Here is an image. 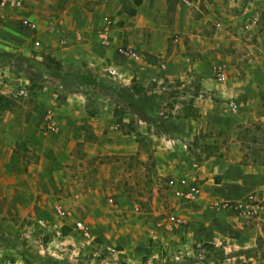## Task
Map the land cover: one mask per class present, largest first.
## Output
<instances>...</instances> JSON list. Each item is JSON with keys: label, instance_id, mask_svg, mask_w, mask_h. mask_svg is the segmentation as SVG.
Wrapping results in <instances>:
<instances>
[{"label": "rangeland", "instance_id": "rangeland-1", "mask_svg": "<svg viewBox=\"0 0 264 264\" xmlns=\"http://www.w3.org/2000/svg\"><path fill=\"white\" fill-rule=\"evenodd\" d=\"M78 1L93 16L99 13L100 17L102 15L100 18L102 25L97 30L98 35L106 28L109 32L112 31V25H117L113 38L105 44L113 45L114 51L123 61L118 64L103 62L99 66L92 65V67H89L86 61H82L77 66L79 69L86 67L89 71L86 87L80 88L78 83L72 80L69 81L68 86L72 92L78 93L79 97L80 95L85 96L93 103L101 102L100 99L104 97L109 103L106 110L113 116L105 133L111 139L119 137L120 140H125V144L129 147L139 146V151L132 158H129L128 154L88 156L86 143L77 140L75 151L77 155L82 156L83 162L81 167L71 166V169L78 170L72 175L73 178L78 176L77 183L82 185V193L93 196L100 210H91L93 209L91 206L87 208V206L77 204L79 211L89 216L86 218L78 215V210H73L61 202L63 197L72 196V192H68L69 186H63L50 199H43L42 195H39L35 202H31L32 198H29L22 203L14 204L0 197V247H18L28 264H264V216L258 218L260 214L254 218H241L240 220V222H252L249 224L250 229L253 230L249 240L253 245L247 249L221 250L210 235L190 238L185 228L179 229L180 227L172 223L167 226L171 215L182 217V213H178L172 207V200L175 196L171 180L175 177L169 178L166 184L158 186L155 164H152L155 161L151 142L147 140V144H136L138 135H142L140 117L147 118V114H157L158 111L173 115L172 110L175 111L174 114L180 115L182 111H186L188 106L187 110L195 113V109L192 110L193 106L189 105L187 86L194 85L195 88L199 83L193 77L187 80L175 77L161 80V85H159L158 79L142 82L141 79L127 73L125 64L128 60L143 64L146 54H151L153 47L158 50L161 44L156 42L153 46L151 40L154 31L151 29L147 33H127L124 27L131 24V18L126 13L131 5L125 0H120L119 8L112 7L107 10L105 7L102 12L99 8H102L104 2L109 4L110 1L21 0V6L15 8L8 5L2 7L0 0V93L13 98L15 104L21 103L28 106V115L32 114V109L38 111L43 109L44 105L55 111V107L65 101V94L69 92L59 93L55 89H50L54 81L48 77L44 68L49 62L47 56L50 55L46 52L52 47V40L56 39L48 29L51 24L63 16L68 5ZM194 1L198 7L188 8L195 22L193 24L192 21L191 23L185 21V28L189 27V30H192L196 36L215 38L217 43L213 49L214 53L220 55L233 53L235 55L233 65L241 76L246 74L245 70L250 64L249 57L261 55V64L264 66V0ZM25 17L37 24L35 31L24 27L22 20ZM157 18L169 23L171 31L167 37L168 55L164 58H157L156 61L151 58L152 62L159 65V60L166 61L177 47L179 38H185L188 42H191V38L190 35L185 37L183 29L177 27L175 11L159 15ZM247 21L251 24L248 31L245 28ZM37 39L41 41L40 47L35 45ZM83 40L84 38L81 41ZM223 44H233L234 47ZM125 48H130L139 56L136 58L121 56L120 50ZM191 48L193 45L187 47L189 51ZM50 64V66L58 67L56 61ZM110 65L120 68L121 77L115 80L100 77L104 68ZM90 68L96 70V73L91 72ZM181 82H186L187 85L183 87ZM20 86L27 88V96L21 97L16 94V89ZM118 87L121 89L119 90ZM136 90H140L139 98L135 97ZM159 90L162 91L159 92ZM147 92H151L150 95ZM142 96H151L154 99L145 101ZM131 103L133 107H130ZM14 106L9 110H12ZM256 109L257 117H259H252L244 124L227 126L208 124L206 130L201 131L194 142L193 151L196 152L197 158L199 160L208 158L223 149L226 151H222V154L229 153L235 141V139L232 140L233 134L236 135V141H240L239 134L243 125L264 121V101L259 103ZM90 110L93 111V115L99 111L94 108ZM86 126L85 123L80 125L76 139L83 138L81 130L86 131V139H94ZM113 126L117 127L113 128ZM261 146L264 147V144ZM14 150L20 157L22 154L28 156L25 160H33L30 156L34 150L26 142L17 144ZM241 150L243 151V163L247 153L242 143ZM150 153L153 154L151 159H149ZM262 156H264V149ZM249 157L252 158V155L249 154ZM105 163L114 165L109 184L104 188L93 187L92 179L97 177L99 169ZM245 165L260 167L264 180V164ZM68 166L70 167L67 164ZM64 190L66 192H63ZM255 192L264 195L263 189ZM157 193L165 199V212L148 217L147 212L159 210L154 203ZM1 194L0 189V196ZM120 194L127 195L135 204L125 207L122 212H117L115 205L119 201ZM177 201V204L181 206L192 203L180 199ZM58 205L67 209L69 214L66 217L58 216L56 212ZM207 206H209L207 210L203 209L204 219L209 223L212 222L211 224L218 233L224 232V236L231 242L241 235V229L237 223L226 224V221L214 220L212 215L216 212L211 209L210 204ZM40 218L47 219L50 226L46 228L38 226L37 220ZM76 220L85 221L90 225L93 230L92 239H84L79 232L73 229V224L69 225L70 221L74 223ZM187 226H189L188 220L182 227ZM201 228L203 227L196 229L201 230ZM58 230L60 234L57 233ZM165 230L169 232L166 233ZM71 233H73L72 236H70ZM181 239L185 240L184 243ZM6 258H11V255L0 254V264Z\"/></svg>", "mask_w": 264, "mask_h": 264}, {"label": "crops", "instance_id": "crops-1", "mask_svg": "<svg viewBox=\"0 0 264 264\" xmlns=\"http://www.w3.org/2000/svg\"><path fill=\"white\" fill-rule=\"evenodd\" d=\"M104 1H110V3L104 2L102 8H99L101 12L105 7L108 10L121 6L120 0ZM125 1L133 6L132 0ZM195 2L194 0H176L175 2L172 0H143V3L137 7L136 15L131 16L126 13L131 18V24L124 27L127 33H147L150 29L154 31L151 40L153 46L156 42L161 45L158 50L153 47L150 51L152 58L160 59L168 55L167 37L171 31L169 23L157 18L159 15L175 11L177 27L183 29L185 37L190 35L191 42L185 38H179L177 47L166 61L159 60V65L144 58L143 64L128 60L125 66L127 73H131L133 77L136 76L142 82L158 79V84L161 85V80L175 77L182 80H187L189 77L197 79L199 83L197 87L187 86L189 105L193 106L192 110L195 109V113L189 112L188 106L186 111H182L180 115L174 114L173 110V115L163 111H158L157 114H147L146 119L140 118L141 136L152 144L158 186L166 184L171 177H186L202 188L201 198L188 205L181 206L177 204L178 199L173 198L172 207L189 221V226H178L179 229L185 228L190 238L210 235L221 250L247 249L253 245L249 240L253 231L249 225L251 221L240 222L241 218L230 211H215L216 213L212 215L214 220L226 221V224L237 223L240 227L241 235L231 242L224 236V232L218 233L211 224L212 222L209 223L204 219L203 209L207 210L209 207L207 205L212 200H240L251 192L264 190L261 168L242 163L241 143L236 141L234 134L232 140L235 139V141L229 153L222 154V151H226L223 149L218 154L215 153L199 160L193 147L200 132L205 131L210 123L226 126L238 125L247 123L252 117H257L256 107L264 101V66L260 60L262 56L249 57L250 64L245 70L246 74L241 76L233 65L235 61L233 53L225 55L214 53L213 49L217 43L215 38L196 36L192 30H189V27H184L185 21L189 23L192 21L193 24L195 22L188 8L198 7ZM100 18H102L100 13L93 16L78 1L68 5L63 16L50 25L54 27L53 31H49L50 27L48 29L56 39L52 40V47L46 53H50L48 56L60 63L58 67H44L48 77L54 81L50 83L52 86L50 89H55L59 93L69 92L65 94V101L55 107L54 114L59 123L58 132L53 133L46 130L44 115L46 111L52 110L46 105L38 111L32 109V114L28 115V106L16 103L12 110L0 114V189L2 192L0 197L3 200L16 204L29 198H32L31 202H35L39 195H42L43 199H50L63 186H69L68 192H72V196L63 197L61 202L73 210H78V215L88 218L86 213L79 211L77 204L87 206V208L91 206L93 207L91 210L95 211L100 209L97 208L93 196L82 193V185L77 183L78 176L73 178L72 173L78 170L71 169V166L81 167L83 162L82 156L77 155L75 151L77 140L86 143L88 156L135 155L139 151V146L129 147L125 144V140H120L119 137L111 139L105 133L113 116L106 110L109 103L104 97L100 99L101 102L93 103L85 96L80 95L79 97L78 93L72 92L68 86L69 81L72 80L78 83L80 88L86 87L89 71L86 67L79 69L77 66L82 61H86L89 67L99 66L103 62L118 64L123 61L114 51L113 45L105 44L98 35L97 30L102 25ZM112 28L113 30L109 32V40L113 38L117 25L113 24ZM77 34H82L84 40H76ZM63 38H65V43L62 42ZM187 43L188 46L193 45L190 51L187 49ZM223 45L234 47L233 44ZM153 52L156 54H152ZM110 66L117 68L120 75L122 74L120 68L115 65ZM218 69L224 72V80L217 78ZM90 71L96 73V70L92 68ZM186 85V82H181V86ZM118 89L121 88L118 87ZM198 91L199 94L195 95ZM147 93L150 95L151 92ZM139 96L135 94V97L139 98ZM142 97L145 101L154 99L151 96ZM92 108L99 109V111L93 115V111L90 110ZM84 123L92 133L93 140L86 139V131L83 130L80 131L83 132V138L76 139L80 125ZM21 142H26L34 150L30 156L33 160H25L28 156L22 154L20 157L15 153L14 149ZM137 143L139 144L138 141ZM67 164L70 167H67ZM113 169V164H103L97 177L92 179V186L107 187ZM118 200L115 205L117 212H122L125 207L135 204L125 194H120ZM154 203L159 210L147 212L148 217L165 212V199L160 194L157 193ZM263 216L264 211L257 217L262 218ZM72 224L74 223L70 221L69 225ZM169 224L170 222L167 226ZM198 227L203 228L196 229ZM165 232L169 231L165 230ZM184 241L181 239L182 243ZM3 253L10 254L18 264H28L18 247H0V254Z\"/></svg>", "mask_w": 264, "mask_h": 264}, {"label": "built area", "instance_id": "built-area-1", "mask_svg": "<svg viewBox=\"0 0 264 264\" xmlns=\"http://www.w3.org/2000/svg\"><path fill=\"white\" fill-rule=\"evenodd\" d=\"M22 4L21 0H1V6L4 7L6 5L11 7H20ZM22 24L24 27L35 31L37 28V24L32 21L31 19L25 17L22 20ZM59 24V23H58ZM51 28V29H50ZM49 31H53V26H51ZM246 30H250L251 24L247 21L245 23ZM99 36L102 38L104 43H109V29L106 28L104 31H102ZM83 39L82 34L76 35V40L81 41ZM65 38L62 39V42H64ZM35 45L37 47L41 46V41L37 39L35 41ZM120 55L123 57H132L136 58L139 55L131 50L130 48H125L120 50ZM102 76L109 80H115L119 78L120 72L117 68L112 66H107L104 68L102 72ZM217 78L220 80L225 79V74L221 69L217 70ZM16 94L18 96L24 97L28 95V90L25 86H20L16 89ZM45 119V125L46 130L48 132H58L59 131V123L57 121V118L54 114L53 110H48L45 112L44 115ZM117 126H113V128H116ZM171 186L173 188V194L176 198L184 201V202H195L201 198V195L203 193L202 188L200 185H198L196 182H193L191 180H188L186 177L184 178H174L171 180ZM210 207L212 210L215 211H230L237 215L239 218H254L257 215H259L262 211H264V195L258 194L256 192L249 193L245 198L240 200H228V199H222V200H212L210 202ZM56 212L59 217H66L69 213L66 208L62 205H58L56 207ZM169 221L172 224H175L177 226H182L186 223V219L179 216V215H171L169 217ZM38 226L41 228L49 227L50 224L47 219L40 218L37 220ZM58 229V225L55 226ZM73 229L79 232L84 239L90 240L93 238V230L90 227L88 223L82 220H76L73 224ZM58 234H60V230L57 231ZM54 255V254H51ZM2 264H18L13 258H6Z\"/></svg>", "mask_w": 264, "mask_h": 264}, {"label": "trees", "instance_id": "trees-1", "mask_svg": "<svg viewBox=\"0 0 264 264\" xmlns=\"http://www.w3.org/2000/svg\"><path fill=\"white\" fill-rule=\"evenodd\" d=\"M132 2L133 6H129L127 13L131 16H134L137 13V7L143 3V0H132ZM152 57L153 56H151V54H146L147 61L152 62ZM47 59L49 60V62H47V66L51 65L50 62L56 61L51 56H47ZM154 59V61L157 60V58ZM56 64L57 66H60V63L56 62ZM135 92L138 95L140 94V90H136ZM197 94H199V91L196 92L195 95ZM14 104L15 101L13 98L6 94L0 93V114L11 109ZM130 107H133L132 103L130 104ZM140 118L146 119L145 117ZM239 140L241 141L242 146L247 153V156L243 162L244 164H264V156H262V150L264 147L261 146L264 144V121L251 122L247 125H243L239 134ZM137 141L139 142V145L147 142L146 138L142 137L141 134L138 135ZM152 153H150L149 159L153 157ZM249 154L252 155V158L249 157ZM134 156L135 155H129L128 157L132 158ZM152 164H155V162H152Z\"/></svg>", "mask_w": 264, "mask_h": 264}]
</instances>
